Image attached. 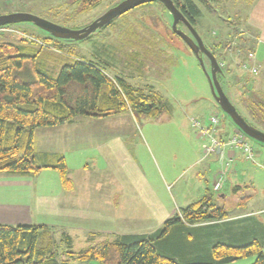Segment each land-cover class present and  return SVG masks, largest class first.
Wrapping results in <instances>:
<instances>
[{
	"label": "trees",
	"instance_id": "16d2710c",
	"mask_svg": "<svg viewBox=\"0 0 264 264\" xmlns=\"http://www.w3.org/2000/svg\"><path fill=\"white\" fill-rule=\"evenodd\" d=\"M76 1L89 9L103 0ZM172 1L195 28L201 17L198 2L210 8L209 1L215 0ZM252 1L248 0V3L252 4ZM150 5H160L167 11L158 1L146 3L114 18L101 29L113 27L117 20L133 10ZM181 26L184 25L180 23ZM127 33L134 41L125 44H132L136 49L125 55L127 59L123 63L131 73L137 72L141 76L146 65L142 52L150 59L149 50L154 42L133 31ZM233 36L230 30L226 46ZM53 39L57 44L52 42L47 47L24 38L18 42L0 39V175L33 177L42 169L52 167L59 172L63 186L71 189L72 181L62 157L52 166L39 161L33 136L37 128L62 125L76 117L102 118L125 111L156 119L167 108V103L155 89L133 85L120 73L111 75L99 62L72 58V53L69 55L72 59H69L67 53L62 54L69 49L65 46L71 40ZM219 41L215 43L218 50L221 47L223 51L226 47ZM205 47L217 60H226L225 55L220 57V53ZM237 49L243 55L238 57L244 59L254 51L255 43L242 36L234 46V51ZM244 74L233 76L230 67L225 66L217 79L225 94V88L231 91L234 85L239 87L240 84V97H234L232 101L226 96L249 125L264 132L261 128L264 124V88L256 87L260 84L258 76ZM246 76H250L249 81ZM235 129L234 132L242 133L236 126ZM242 134L248 142L249 137ZM228 216L227 210L216 204L210 194L179 208L153 233L112 235L95 243L90 235L87 237L90 242L78 250H74L70 235L61 232L57 236L52 226L0 224V264H228L249 256H255L252 264H264V243L259 240L238 245L237 239L233 238L231 243H220L212 240V230L199 226L217 224Z\"/></svg>",
	"mask_w": 264,
	"mask_h": 264
},
{
	"label": "rangeland",
	"instance_id": "374dc122",
	"mask_svg": "<svg viewBox=\"0 0 264 264\" xmlns=\"http://www.w3.org/2000/svg\"><path fill=\"white\" fill-rule=\"evenodd\" d=\"M120 1L103 0L96 7L88 9L84 5L81 6L76 0H0V15L26 13L70 29H81ZM209 2L210 8L198 2L201 17L195 26V30L203 39L205 46L207 45L215 53H220V57L225 55V61L220 59L223 62V67L229 66L233 76L238 71L237 77H240L246 75L242 64L248 59V56L243 60L238 57L243 56L242 53L238 49L234 51L238 38L248 37L255 43V47L259 43V51L256 56L257 60L262 62V66L258 65L260 68H255L260 73L258 78L264 79V57L262 55L264 44L261 43L264 38V0H254L252 4H249L248 0ZM171 23L170 13L164 11L162 6H144L117 20L113 27L107 26L98 29L90 37L82 40L66 42L68 46L65 47H69V49L62 55L65 56L67 53V57H69L72 53V58L99 62L111 75L120 73L133 85L151 87L166 100L167 108L156 119L146 115H133L131 112L125 111L120 114L121 117L130 115L134 118L130 121L116 122L115 126L106 124L100 127L106 132H112V129L116 128V132L121 133L120 138L125 141L126 151L124 160L120 163L124 169L127 168L131 171L129 173L126 170V173H122L126 175L127 181H133L143 175V179L148 181L149 186L163 197L167 207L174 210L196 200L198 198L197 188L201 186L202 189H206V193L211 192L214 197L225 194V198L219 201V206H223L229 211L235 203L232 197L234 184L241 186L250 184L253 189L250 193L254 195H252L253 200H251L252 197L249 199V201L251 200L249 207L253 209L263 207L264 168L261 166L264 167V143L251 138H247V140L254 151L255 161L234 160L233 163H230L220 191L212 192L210 190L214 181V173L225 170L223 165L225 162L223 163L218 158L216 161L211 160L213 155L204 156L201 145H206L209 139L208 137H199L197 130L191 127L189 119H197L202 126L209 127V118L216 115L219 124L217 127H213L214 131L210 130L209 135L216 136L217 134L218 136L219 130L227 133L226 139L218 138L222 142L234 135L233 128L235 126L230 118L217 107L211 94L205 75V72L210 73L208 59L203 56V67H201L188 45L172 31ZM180 29L189 34L186 27L181 26ZM230 30L234 36L229 41L231 43L226 46L225 43L228 41L226 37ZM128 31H133L136 35L139 34L142 38L154 42L149 50L151 51L149 52L150 59L146 58L147 53L142 52L146 65L141 76H138L137 72L131 73V70L127 69L123 63L125 55L136 49L132 47V44H125L127 41H132V43L134 41V37L127 36ZM51 37L30 22H18L0 28V39L3 41L18 42L24 38L37 41L47 47L52 42L57 44V40ZM215 41L225 45L226 49L222 51L220 47L221 51L218 50ZM56 52L59 53L60 50ZM72 58L69 57V59ZM63 61L61 60V62ZM246 77V80L249 81L248 77L250 76ZM260 82L263 86L257 83L256 87L263 89L264 80ZM233 87L231 91L225 88L226 94L232 101L241 96L240 84L239 87L235 85ZM80 126L82 125H79L78 129L81 128ZM261 128L264 130V124L261 125ZM228 150L231 151L227 148L226 151ZM233 151L234 155L240 156V150L233 149ZM76 154L77 156L69 157L72 165L76 164L77 166L79 163L80 165H92L102 162V157H98L91 149H79ZM111 159L114 157L112 156ZM195 161H197L196 164ZM115 162L114 160L113 164ZM204 164L206 171L202 173L203 177H201L198 172L202 171ZM189 165L192 167L188 168ZM138 172L141 174L138 175ZM230 172L232 173L230 174ZM76 175L78 174L76 173ZM244 190L242 189V192L246 194ZM237 197L239 198L240 194ZM127 206L132 209V202ZM256 217L263 220L264 214ZM85 234L86 232L70 233L74 239V250H78L90 242ZM262 251L264 254L263 248ZM254 260L255 256H249L229 264H252ZM75 264L100 263L79 262Z\"/></svg>",
	"mask_w": 264,
	"mask_h": 264
},
{
	"label": "crops",
	"instance_id": "0c3cea01",
	"mask_svg": "<svg viewBox=\"0 0 264 264\" xmlns=\"http://www.w3.org/2000/svg\"><path fill=\"white\" fill-rule=\"evenodd\" d=\"M261 43L264 44V38ZM257 51H259V43L254 53L252 52L253 57L246 60L250 65L258 68L262 66V62L257 60ZM262 55L264 57V50ZM236 73L239 75L238 71ZM245 73L251 74L247 71ZM259 75L260 73L257 72L252 76ZM258 80L260 82L264 79L261 77ZM120 114L102 118L76 117L62 125L37 128L33 136L34 150L40 156L39 161L43 165L52 166L59 157H62L72 181V188L66 189L63 186L59 172L52 167L42 169L33 177L1 174L0 223L48 225L54 228L57 236L61 232H66L68 235L71 232H86L87 237L93 235L94 241H101L112 235L149 234L160 229L163 223L181 207L175 210L168 208L163 197L149 186L143 175L133 181H127L126 175L122 174L127 170L120 163L124 160L125 141L120 138L121 133L116 132V128H113L112 132L100 128L106 124L115 126L116 122L130 121L134 118L130 115L121 117ZM79 125L82 126L78 129ZM235 130L233 128V131ZM213 137L223 140L228 136L227 133L219 130V135ZM83 148L91 149L98 157L101 156L102 162L92 165H80V163L77 166L72 165L69 157L77 156L76 151ZM227 148L221 149L222 159L217 152L210 154L213 155L211 160L216 161L218 158L224 163L231 159L233 163L234 160L243 159L240 153V156L234 155L233 149L226 151ZM112 156L114 159H111ZM114 160L116 162L113 164ZM194 163L196 164L197 161ZM205 171L204 164V168L198 174L203 177L202 173ZM127 172L131 171L127 170ZM218 173L219 171L214 173L213 180ZM140 174L141 172H138V175ZM242 189H245L246 194ZM250 191H253L250 184L242 186L234 184L232 197L235 203L231 210H227L228 218L213 225L206 223L199 225L203 229L212 230L213 241L231 243L235 238L238 245L253 239L264 243V219L256 217L264 214V206L255 207L256 209L249 207L254 195ZM197 193L196 200L211 194V192L206 193V189H202L201 186L197 188ZM238 194H240L239 198ZM223 198L225 194H220L214 197V201L219 205V201ZM131 202L133 210L127 206ZM186 205L188 204L182 207Z\"/></svg>",
	"mask_w": 264,
	"mask_h": 264
},
{
	"label": "water",
	"instance_id": "95a60500",
	"mask_svg": "<svg viewBox=\"0 0 264 264\" xmlns=\"http://www.w3.org/2000/svg\"><path fill=\"white\" fill-rule=\"evenodd\" d=\"M154 1L160 2L170 13L172 18V31L188 45L190 50L197 57L201 67H203V56H205L209 60L210 73L208 74L205 72V75L210 87L211 94L219 108L230 118L232 123L242 133L253 140L264 143V132L253 127L252 125H249L237 112L233 104L229 101L217 79V74H220L221 68L219 67L215 56L209 49L205 47L201 37L196 32L195 28L183 16V14L175 6L172 0H121L119 3L109 8L101 16L81 29H70L68 27L60 26L46 19L26 13L0 15V27L7 24H15L18 22H30L38 28L44 30L54 38L78 41L88 38L91 34L104 27L114 18L123 15L140 5L151 3ZM180 23H182L188 29L189 34L180 29Z\"/></svg>",
	"mask_w": 264,
	"mask_h": 264
},
{
	"label": "built area",
	"instance_id": "2783aa9c",
	"mask_svg": "<svg viewBox=\"0 0 264 264\" xmlns=\"http://www.w3.org/2000/svg\"><path fill=\"white\" fill-rule=\"evenodd\" d=\"M248 57L251 59L253 57V53H249ZM219 66L222 68L223 62H220ZM242 67L244 70L249 71L252 74H256L257 72L255 66L249 65L247 62H244L242 64ZM189 122L191 127L197 130L199 137L202 138L208 137L209 139V142L206 145H202L204 156H208L210 154H216L217 150L219 149L220 152L219 154L221 155L220 159H222L223 151L221 149L228 147L230 149L240 150L243 155V158L246 161H250V162L255 161L254 151L252 150L250 144L246 141L242 133L234 132V135L230 139H227L225 142H222L216 139L215 137L209 135L210 130L214 131L213 127H217V125L219 124V119L216 115H212L209 118L208 120L209 127L202 126L201 122L194 118H190ZM231 161H232L231 159L226 160L224 163L225 170L219 171V173L216 175L214 182L212 183V190L214 192H219L220 189L222 188L223 182L225 181L227 175V167L230 165ZM261 168L264 167L261 166Z\"/></svg>",
	"mask_w": 264,
	"mask_h": 264
}]
</instances>
